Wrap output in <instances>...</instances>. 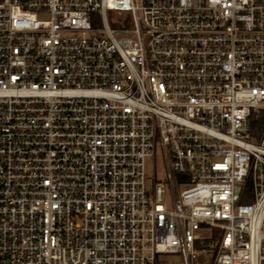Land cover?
Masks as SVG:
<instances>
[{"label":"built area","instance_id":"obj_1","mask_svg":"<svg viewBox=\"0 0 264 264\" xmlns=\"http://www.w3.org/2000/svg\"><path fill=\"white\" fill-rule=\"evenodd\" d=\"M165 254L264 264V0H0V264Z\"/></svg>","mask_w":264,"mask_h":264},{"label":"rangeland","instance_id":"obj_2","mask_svg":"<svg viewBox=\"0 0 264 264\" xmlns=\"http://www.w3.org/2000/svg\"><path fill=\"white\" fill-rule=\"evenodd\" d=\"M107 18L111 27H119L122 24V18L116 17L113 13L108 12ZM165 173L162 159L160 156L155 160L146 161V174L148 179L146 180L145 186L147 190H152L155 181L162 179ZM160 264H183L179 255L165 254L158 257Z\"/></svg>","mask_w":264,"mask_h":264}]
</instances>
